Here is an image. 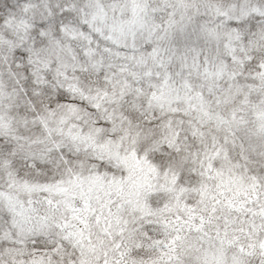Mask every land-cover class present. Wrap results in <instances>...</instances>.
<instances>
[{"label": "snow or ice", "instance_id": "obj_1", "mask_svg": "<svg viewBox=\"0 0 264 264\" xmlns=\"http://www.w3.org/2000/svg\"><path fill=\"white\" fill-rule=\"evenodd\" d=\"M0 264H264V0H0Z\"/></svg>", "mask_w": 264, "mask_h": 264}]
</instances>
